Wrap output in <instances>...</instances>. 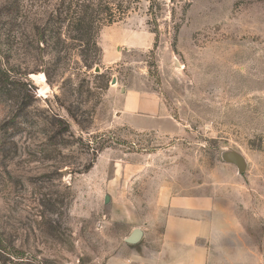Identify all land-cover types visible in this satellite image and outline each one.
<instances>
[{
	"label": "rangeland",
	"instance_id": "1",
	"mask_svg": "<svg viewBox=\"0 0 264 264\" xmlns=\"http://www.w3.org/2000/svg\"><path fill=\"white\" fill-rule=\"evenodd\" d=\"M56 1L0 0V242L23 255L0 264H126L184 196L228 198L264 264V0H104L129 9L87 76L73 48L57 65L37 49ZM125 91L155 94L179 132L130 129Z\"/></svg>",
	"mask_w": 264,
	"mask_h": 264
},
{
	"label": "crops",
	"instance_id": "2",
	"mask_svg": "<svg viewBox=\"0 0 264 264\" xmlns=\"http://www.w3.org/2000/svg\"><path fill=\"white\" fill-rule=\"evenodd\" d=\"M103 59L106 67L115 62ZM119 112L135 132H179L155 94L125 91ZM164 205L167 216L156 249L135 254L126 264H252V243L228 198L172 197Z\"/></svg>",
	"mask_w": 264,
	"mask_h": 264
},
{
	"label": "trees",
	"instance_id": "3",
	"mask_svg": "<svg viewBox=\"0 0 264 264\" xmlns=\"http://www.w3.org/2000/svg\"><path fill=\"white\" fill-rule=\"evenodd\" d=\"M98 1L99 4L96 3ZM104 0H57L54 9L44 13L40 20L35 21L33 36L41 57L46 58L47 64L63 63L65 58L61 53H66L70 48L76 53L78 63L83 75L88 73L99 64L102 59V50L97 43L100 29L105 25L114 23L117 19L116 13L121 10L128 12L129 7L123 8L122 3ZM101 7V19L98 9ZM18 8L12 13H17ZM123 12V13H124ZM119 20V18H118ZM47 77L49 75L45 73ZM105 79V75H95ZM2 77L9 78L7 74L0 73ZM108 87V79L104 86ZM6 129L0 130V147L6 142L4 134ZM6 253L17 261L23 260L21 254H11L0 242V253Z\"/></svg>",
	"mask_w": 264,
	"mask_h": 264
},
{
	"label": "water",
	"instance_id": "4",
	"mask_svg": "<svg viewBox=\"0 0 264 264\" xmlns=\"http://www.w3.org/2000/svg\"><path fill=\"white\" fill-rule=\"evenodd\" d=\"M98 72H99V68L96 67L95 68V73H98ZM112 83H115V81H113ZM225 160L228 163H231V164L235 165V167L238 169L239 173H243L244 172L245 165H244V162H243V160L241 158L230 154V155L226 156ZM108 200L109 199L107 198L106 202ZM141 238H142V232L139 229H136L127 238L126 242L128 244H136V243H138L141 240Z\"/></svg>",
	"mask_w": 264,
	"mask_h": 264
}]
</instances>
